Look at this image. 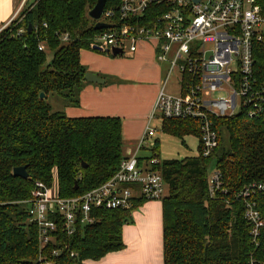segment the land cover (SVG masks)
Segmentation results:
<instances>
[{"label":"trees","instance_id":"16d2710c","mask_svg":"<svg viewBox=\"0 0 264 264\" xmlns=\"http://www.w3.org/2000/svg\"><path fill=\"white\" fill-rule=\"evenodd\" d=\"M97 1L26 3L0 31V264H40L42 256L56 264L99 261L125 249L124 227L148 201L137 199L130 209H95V222L78 226L73 235L60 233L46 246L29 221L25 201L37 181H57L60 196L79 195L109 180L126 155L120 117L72 118L47 101L56 94L64 107L80 105L88 84L81 51H97L91 43L104 30L89 16ZM119 1L107 0L106 8ZM261 49L256 62L264 71ZM213 121L219 144L212 156L168 159L158 167L168 187L162 199L164 264H264V227L253 240L240 196L250 182H264V115L240 112ZM162 128L182 140L201 136L198 120L163 119ZM213 165L226 189L215 196L208 183ZM19 166H27V178L14 175ZM257 201L264 217V195ZM54 249L61 255L53 256Z\"/></svg>","mask_w":264,"mask_h":264},{"label":"built area","instance_id":"2783aa9c","mask_svg":"<svg viewBox=\"0 0 264 264\" xmlns=\"http://www.w3.org/2000/svg\"><path fill=\"white\" fill-rule=\"evenodd\" d=\"M23 6L24 2L18 12ZM98 21L112 27L94 36L92 49L98 46L102 52L112 53L119 48L124 54L129 44V51L136 53L140 43H152L157 60L168 62L169 69L143 135L109 180L66 197L54 185L35 183L25 202L30 221L39 228L42 246L60 233L73 235L78 226L95 222V209H130L137 199L162 200L166 196L167 184L158 168L162 162L153 140L157 128L152 121L158 116L162 120H198V154L210 157L219 144L214 117L240 112L249 117L264 115V71L256 62L264 48V0H120L105 6ZM62 39L68 41L69 36ZM175 69L181 74L178 94L166 91ZM217 93L220 95L214 97ZM208 183L211 196L226 192L220 169H214ZM260 194L264 195L261 181L250 182L240 192L253 240L264 227L257 201ZM61 251L54 249L52 255L58 257ZM39 263L56 264L44 256Z\"/></svg>","mask_w":264,"mask_h":264},{"label":"crops","instance_id":"0c3cea01","mask_svg":"<svg viewBox=\"0 0 264 264\" xmlns=\"http://www.w3.org/2000/svg\"><path fill=\"white\" fill-rule=\"evenodd\" d=\"M23 2L34 3L31 0H0V31L12 21ZM81 62L106 82L87 81L81 91L80 105L65 106L64 111L72 118L120 117L125 153L132 151L153 112L166 73L165 62L157 60L155 47L148 42L140 43L130 58L83 49ZM138 210L134 213L135 224L124 227L125 249L86 264H164L162 200L147 201Z\"/></svg>","mask_w":264,"mask_h":264},{"label":"rangeland","instance_id":"374dc122","mask_svg":"<svg viewBox=\"0 0 264 264\" xmlns=\"http://www.w3.org/2000/svg\"><path fill=\"white\" fill-rule=\"evenodd\" d=\"M35 1L36 0H31V2H35ZM25 4L26 3H24V6H25ZM28 4L29 3H27V5ZM24 6H23V8H24ZM22 9L20 11H22ZM20 11L19 12L17 11V13L13 17V19L15 17H18ZM7 26H5V27H7ZM99 52L104 53L106 55H111V56L113 55L112 53H107V52H102V51H99ZM134 55H135V53H131L129 51V44H127L125 47V53L121 54L120 56L130 58V57H133ZM52 56L53 55H49V59H51ZM165 65H166V71H168L169 63L165 62ZM258 66L260 67L259 64H258ZM165 75H166V73L163 75V79L161 80V84H160L161 86H162L163 82L165 81ZM180 83H181V74L177 69H175L167 81L166 91L168 93L178 94L179 90H180V87H179ZM219 95L220 94L217 93L214 95V97H217ZM47 101L53 106L54 110H62L64 105L66 104L65 100L56 94L49 95ZM161 121H162V119L159 116H158V118H156L155 120L152 121V127L157 128L156 136L153 140H156L157 138L160 140V144L158 146V153H159L161 162L164 160H168V159H183L187 156H196L198 154L199 138L197 136L187 135L184 137V139H183L184 141H183L181 138L165 132L164 129L162 128ZM135 126L138 128V125H135ZM146 127H147V124L145 126V129H146ZM147 154L150 155V153H147ZM214 169H215L214 165L209 168L208 176H212ZM53 185H54V189L56 190V188L58 186L57 181H55ZM167 194H168V187L166 185L165 195H167ZM148 201H151V200H148ZM133 216H134V214H133ZM133 220H134V217H133ZM29 221H30V219H29ZM132 224H135V220Z\"/></svg>","mask_w":264,"mask_h":264},{"label":"water","instance_id":"95a60500","mask_svg":"<svg viewBox=\"0 0 264 264\" xmlns=\"http://www.w3.org/2000/svg\"><path fill=\"white\" fill-rule=\"evenodd\" d=\"M106 2L107 0H98L97 3L95 4V6L89 11V16L96 20L97 23L95 24V28L97 30H101V29H106V28H110L112 27L111 24L109 23H105L102 21H98L102 14L103 11L105 9L106 6ZM32 26L30 24L29 26V30H31ZM95 50L97 51H102V49L98 46L94 47ZM108 52V51H107ZM122 51L119 48H113L112 50V54L114 56H118L119 54H121ZM85 80L91 83H96V84H104L106 82L105 79H103L102 77H100L99 75H97L96 73L90 72L88 71L85 75ZM42 97H44V94H41ZM14 175L18 176V177H23V178H27L29 176V173L27 171V166H19V167H15L14 168ZM75 188H78V185L75 186Z\"/></svg>","mask_w":264,"mask_h":264}]
</instances>
